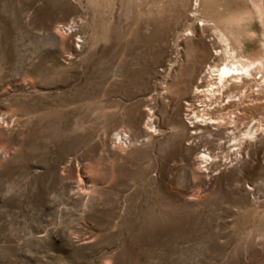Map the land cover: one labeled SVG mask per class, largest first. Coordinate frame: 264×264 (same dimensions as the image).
<instances>
[{
    "label": "rangeland",
    "instance_id": "rangeland-1",
    "mask_svg": "<svg viewBox=\"0 0 264 264\" xmlns=\"http://www.w3.org/2000/svg\"><path fill=\"white\" fill-rule=\"evenodd\" d=\"M197 2L0 0V264H264V0Z\"/></svg>",
    "mask_w": 264,
    "mask_h": 264
},
{
    "label": "bare ground",
    "instance_id": "bare-ground-1",
    "mask_svg": "<svg viewBox=\"0 0 264 264\" xmlns=\"http://www.w3.org/2000/svg\"><path fill=\"white\" fill-rule=\"evenodd\" d=\"M198 0H195V5H198ZM226 36V35H225ZM226 42V41H225ZM228 43V42H227ZM225 43V44H227ZM229 49H224V63L219 67V68H216V67H213V68H208V72L209 73V80L211 81L212 84H218L220 86L223 87L224 85V82H227V86L225 87L226 89L228 88V85H233L234 87H238V86H241L242 88H244L245 90L242 91L245 92L246 91V87H249V86H253L254 84H257L258 85V81L256 80V77H254V74H253V70H256V68L254 67V63L253 64H248V65H244V66H241L240 68H235V67H232L231 65L234 64L233 62V59H234V56L232 55V53H230L228 51ZM216 55V53H215ZM264 61V57L262 59ZM235 65V64H234ZM206 73V74H207ZM260 74V73H259ZM202 75V74H201ZM200 75V76H201ZM258 78V77H257ZM263 81V80H261ZM217 85V86H218ZM219 86V87H220ZM215 86H211V92L213 91V88ZM195 93L196 94V97L197 99H201L202 96L204 95V93L206 92L207 89L204 88V85L202 83V81H198L195 85ZM225 89H222V93L221 95H224L228 92H223ZM220 92V91H219ZM210 93V92H209ZM213 93V92H212ZM217 93V91H216ZM241 93V94H242ZM211 94V93H210ZM227 95V94H226ZM244 95V94H243ZM208 97V96H207ZM214 97V96H212ZM218 97V96H217ZM220 98V97H219ZM239 98V97H238ZM211 99V98H210ZM221 99V98H220ZM226 100V99H225ZM207 101V100H206ZM211 101V100H210ZM205 104V103H204ZM227 104V103H226ZM209 105V104H208ZM232 106V105H231ZM201 110V109H200ZM203 112V111H202ZM211 115V114H210ZM236 115V114H235ZM233 117V116H232ZM231 117V118H232ZM235 117V116H234ZM191 118H193V120L195 119L194 123L195 122H198V121H206L208 120V118H205L203 117V114H201L198 110H195L192 112V116ZM210 118V117H209ZM215 119V118H213ZM236 120V119H235ZM209 121V120H208ZM211 122H214V120H210ZM216 121V120H215ZM197 126V125H196ZM256 126L255 124L252 123V126L251 127H254ZM257 130V129H256ZM234 130H230L229 133H230V136L232 138H235V134L233 132ZM248 134V133H247ZM240 146V145H239ZM206 157V155H202L201 158L204 159ZM211 157V156H210Z\"/></svg>",
    "mask_w": 264,
    "mask_h": 264
}]
</instances>
